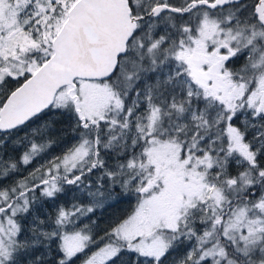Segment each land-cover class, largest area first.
<instances>
[{
  "label": "snow or ice",
  "instance_id": "snow-or-ice-1",
  "mask_svg": "<svg viewBox=\"0 0 264 264\" xmlns=\"http://www.w3.org/2000/svg\"><path fill=\"white\" fill-rule=\"evenodd\" d=\"M0 264H264V0H0Z\"/></svg>",
  "mask_w": 264,
  "mask_h": 264
},
{
  "label": "trees",
  "instance_id": "trees-1",
  "mask_svg": "<svg viewBox=\"0 0 264 264\" xmlns=\"http://www.w3.org/2000/svg\"><path fill=\"white\" fill-rule=\"evenodd\" d=\"M58 129L66 128L67 126L64 124H58L56 126ZM54 138L58 141V144L54 145V147L51 149V152L55 154H61L63 151V143L67 141L68 139L71 138L70 132H61L58 131L54 133ZM71 141V139L69 140ZM27 176L25 173H21L19 177ZM14 179V177L12 178ZM8 183V182H6ZM11 183V180H10ZM135 203L134 197H120L119 203L114 204L112 207H107L105 208L102 212L98 211L96 213V217H103V219L100 222L101 227H104L108 224L109 221L117 218V217H123L126 215L128 212L131 211L132 206ZM49 211H53L54 209H48ZM96 217H93L94 219Z\"/></svg>",
  "mask_w": 264,
  "mask_h": 264
},
{
  "label": "rangeland",
  "instance_id": "rangeland-1",
  "mask_svg": "<svg viewBox=\"0 0 264 264\" xmlns=\"http://www.w3.org/2000/svg\"><path fill=\"white\" fill-rule=\"evenodd\" d=\"M70 139H71V138H70ZM70 139L67 140V143H63V145H62V146H64V147H63V150L65 149V147L69 146V145L72 143V140L69 141ZM62 152H63V151H62ZM61 154H62V153H61ZM61 154H59V155H61ZM59 155H58V154H55L54 152L52 153L51 150H50V155H48V156H46V157H44V158H42V159H37V160H35V161L33 162V164H32L29 168H27V170H23L22 172L25 173L26 175H28V172H29V171H32L33 168H35V167H37L39 164L43 163V162H44V159H50L51 156H59ZM22 172H21V173H22ZM19 176H20V175H19ZM19 176L14 177V179H20L21 177H19ZM6 182L10 183V180H9V181H6ZM85 222H87V221H85Z\"/></svg>",
  "mask_w": 264,
  "mask_h": 264
}]
</instances>
